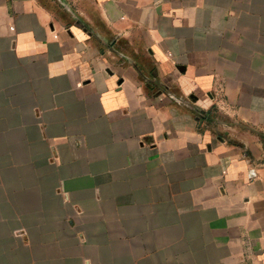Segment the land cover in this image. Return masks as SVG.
I'll return each instance as SVG.
<instances>
[{
  "label": "crops",
  "instance_id": "1",
  "mask_svg": "<svg viewBox=\"0 0 264 264\" xmlns=\"http://www.w3.org/2000/svg\"><path fill=\"white\" fill-rule=\"evenodd\" d=\"M0 0V264H264V0Z\"/></svg>",
  "mask_w": 264,
  "mask_h": 264
},
{
  "label": "rangeland",
  "instance_id": "2",
  "mask_svg": "<svg viewBox=\"0 0 264 264\" xmlns=\"http://www.w3.org/2000/svg\"><path fill=\"white\" fill-rule=\"evenodd\" d=\"M45 1L47 4H50L53 9H58L61 12V16L64 21L70 22L72 21L71 13L66 12L64 2L61 3L62 0H42Z\"/></svg>",
  "mask_w": 264,
  "mask_h": 264
}]
</instances>
